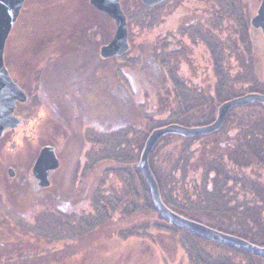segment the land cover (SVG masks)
Instances as JSON below:
<instances>
[{"label": "flooded vegetation", "instance_id": "af4514ba", "mask_svg": "<svg viewBox=\"0 0 264 264\" xmlns=\"http://www.w3.org/2000/svg\"><path fill=\"white\" fill-rule=\"evenodd\" d=\"M172 1L165 0L152 7L156 11L153 16L156 41L148 50L139 42L141 31L138 26H131L132 17L121 0L127 17L129 48L120 55H110V51L104 50L115 38V21L89 0L90 11L85 16L63 22L65 25L60 27L45 26L21 43L16 37L9 52L7 42L15 31L14 25L6 41L4 61L26 100L16 102L13 114L20 123L4 131L0 152L24 141L38 148L30 158L0 160V173L10 180L23 179L40 196L45 192L54 194L52 191L56 189L59 191L55 192L62 191L64 195L66 178L96 177L99 169H105L103 174L112 170L108 162L114 140L134 131L128 128L125 106L137 105L130 102L132 97L138 100L145 97L143 84L147 79L170 82L174 97H188L187 88L180 83L192 79V74L185 71L184 64L195 45L206 43L209 48L210 15L206 9L201 21L178 24ZM212 21L211 25L218 23ZM221 42H214L213 47L219 48ZM114 78L120 83L117 86ZM130 81L136 83L133 88L127 85ZM115 98L119 103L123 100L124 106L118 107ZM170 123L193 126L178 121ZM166 124L169 123H158L156 127ZM45 147L53 148L57 165L46 163L38 169V158Z\"/></svg>", "mask_w": 264, "mask_h": 264}, {"label": "rangeland", "instance_id": "374dc122", "mask_svg": "<svg viewBox=\"0 0 264 264\" xmlns=\"http://www.w3.org/2000/svg\"><path fill=\"white\" fill-rule=\"evenodd\" d=\"M260 1L220 0L218 2V6H222L221 9H224L226 5L230 8H237L239 15L243 13L242 18L235 19L236 22H242L243 25L240 27L237 25V28L227 30V36L223 40L226 44L225 53L220 50L225 57L224 62H220L221 65L224 66V69L226 67L227 71L231 69L235 75L238 74L239 66L242 72L245 69L244 65L249 63V60L247 62L242 55L241 58L239 57L238 40L243 41L242 51L248 48L250 18L254 10L258 8ZM122 3L125 11L132 17L131 26H138L141 31V34L138 35L139 42L144 44L148 50L151 49L156 41L153 19L155 9L146 8L141 0H122ZM170 4L178 24H183L186 20L201 21L206 9L213 10L212 0L208 2L206 0H174ZM87 5L88 0H27L19 20L14 26L15 31L7 42L8 51L11 52L16 37L17 42L21 43L26 37L31 38L43 31L45 26L60 27L65 25L63 22L76 21V18H80L81 15L90 11ZM176 7L178 8L176 9ZM228 21L231 23L233 19ZM211 24L208 32H211L212 28L216 34L210 33L212 40H209V48L206 43V45L202 43L195 45L189 51V58L184 64L185 71L194 77L193 80L188 81L195 82H188L187 85L198 87L197 98L193 101L184 98L182 100L183 108L180 109L181 99L174 97L170 82L159 78L157 80L147 79L143 84L145 97L140 100L132 97L130 102L134 101L137 105L125 106L128 111V128L134 131L119 137L116 142L114 140L112 158L114 152L121 151L117 150L116 145H121L124 148V153L128 154L130 148L136 149L141 142L142 148L137 158L139 162L146 138L153 129L157 128L156 124L177 122L175 116L178 112L183 111V117L179 119L183 122L185 120V123H189L191 120V123L196 122L199 125L208 124L216 118L218 107L223 100L234 93L236 94L243 87L252 86L255 90H264V50L261 62L259 61V68L257 66L256 77L253 81L250 80L248 85L242 86V83L227 81L225 83L220 79L219 82L215 75L207 78L208 64H213V58L217 59L218 57V53L212 49L213 43L217 44L219 40L222 41V37H216L218 32L216 25L212 27ZM115 25L114 23V27ZM103 26L105 27V25ZM203 30L205 31V29ZM148 69L150 73H153L152 69ZM209 72L212 73V71ZM114 80L115 86L120 84L115 78ZM127 85L133 88L136 83L130 81ZM116 99H114V103L118 107L124 106L123 100H120L119 103L116 102ZM207 100L209 108L203 109ZM232 126L235 129L240 127L236 123ZM235 135L237 137L239 133L236 132ZM211 138L219 139V137L213 136L205 140ZM222 140L225 141V139ZM255 141L256 139L251 140L250 151L253 149ZM37 148V146L24 141L0 152V160L16 161L17 159L30 158ZM245 148L236 149L245 150ZM166 152V148L161 146L150 156L152 169L157 173L163 172L162 178L166 173ZM236 156L240 155L236 154ZM112 158L108 162L110 167L114 161ZM104 170L99 169L96 177L66 178L64 195L61 193L62 191L55 192L59 191L56 189L52 191L54 194L45 192L42 196L35 194L23 179L10 180L6 174L0 173V264H186L187 260L181 245L170 234L160 237L153 233L149 237L128 230L116 233L112 231L114 225L107 222V225L93 228L89 233L82 232L76 237L65 235V219L69 211H73L68 214L71 216L77 209L81 210V207L86 205L88 198L99 190H111L112 188L116 191L121 186L119 174L115 172V169L103 174ZM164 178L166 179V177ZM169 192L172 194L171 190ZM46 194L48 195L45 196Z\"/></svg>", "mask_w": 264, "mask_h": 264}, {"label": "trees", "instance_id": "16d2710c", "mask_svg": "<svg viewBox=\"0 0 264 264\" xmlns=\"http://www.w3.org/2000/svg\"><path fill=\"white\" fill-rule=\"evenodd\" d=\"M219 1L212 0L213 10L207 12L210 15V23L214 19L218 22L215 24L217 26H211H215L218 31L217 36L222 37L219 45L221 49H214L219 57L217 59L214 57L213 64L207 66V78L215 75L218 81L220 79L225 83L237 82L245 86L256 77L257 66L259 68V61L261 62L263 55L264 38L260 31L252 29L249 25L248 48L242 51L243 41L238 40L239 57L241 58L242 55L247 62L249 60L248 65H244L243 73L239 66L237 76L231 69L230 71H227L226 67L224 69L220 63L225 60L224 54L221 53V51L225 53L226 44L223 40L227 36V30L243 25L242 22L235 20L238 17L242 18L243 13L239 15L237 8L226 5L221 9L222 6H218ZM231 18L233 21L229 23L228 20ZM211 32H214L212 28ZM188 82L192 81L180 83L187 88L190 97L179 98L180 109L183 108L184 98L193 101L198 96V87L189 86ZM248 92L264 93V90H255L252 86H246L223 101ZM204 105L203 109L209 108L208 100ZM182 112H178L175 116L178 122H183L179 119L183 117ZM231 123L239 124L240 127L235 129ZM184 124L199 123H191V120L185 123L184 120ZM236 132L239 133L237 137ZM213 136L219 139L205 140ZM238 139L240 140L237 141ZM255 139L254 147L250 151L251 140ZM161 146L167 150L164 176L166 179L162 178L163 172H158L160 175L152 170L167 206L185 217L258 245H264L263 104H246L233 108L228 113L222 128L212 135L198 138L177 135L165 137L155 146L151 156ZM116 147L121 151L114 152L112 169L119 174L121 186L116 191L112 188L99 190L88 198L81 210L77 209L71 216L68 214L73 211H69L65 219L66 236L76 237L82 232L89 233L93 228H100L109 222L110 225H114L112 231L116 233L128 230L149 237L153 233L160 237L170 234L181 245L187 260L186 264H264V257L214 242L162 219L153 208L148 186L138 166L137 158L142 143L140 142L136 149L130 148L128 154L124 153L121 145ZM236 148H245V150ZM236 154L240 156L237 157Z\"/></svg>", "mask_w": 264, "mask_h": 264}, {"label": "water", "instance_id": "95a60500", "mask_svg": "<svg viewBox=\"0 0 264 264\" xmlns=\"http://www.w3.org/2000/svg\"><path fill=\"white\" fill-rule=\"evenodd\" d=\"M91 5L109 14L116 24V35L113 41L104 48L110 55H120L127 51V17L122 9L121 0H89ZM146 7H154L165 0H141ZM25 0H0V138L5 130L14 128L20 120L14 116L17 101H25L26 95L13 81L4 61V50L9 34L15 25ZM253 29L260 31L264 38V0L250 18ZM246 104H263L264 93L248 92L223 101L217 110L214 121L199 126H186L170 123L153 129L146 138L141 151L138 166L151 197L154 210L168 223L195 233L217 243L230 245L245 250L253 255L264 257V245H258L245 238L223 232L211 226L185 217L172 210L164 202L158 180L150 165V156L156 144L163 137L177 135L182 137H200L218 132L225 123L229 111ZM48 163L57 165L52 147L41 150L38 158V169ZM42 169V168H41ZM45 173L47 170H44ZM44 178V177H42Z\"/></svg>", "mask_w": 264, "mask_h": 264}]
</instances>
